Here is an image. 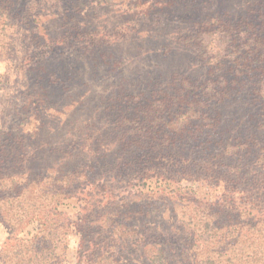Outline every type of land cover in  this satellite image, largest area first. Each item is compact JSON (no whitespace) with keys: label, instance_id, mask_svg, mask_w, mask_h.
<instances>
[{"label":"trees","instance_id":"1","mask_svg":"<svg viewBox=\"0 0 264 264\" xmlns=\"http://www.w3.org/2000/svg\"><path fill=\"white\" fill-rule=\"evenodd\" d=\"M209 1L207 16L198 12L204 0L136 1L127 12L135 29L124 39L134 46L125 53L105 49L111 36L90 39L84 51L93 77L103 66L123 75L101 98L106 139L85 128L82 138L68 133L63 148L51 145L59 130L51 124L65 116L50 89L66 91L76 79L45 70L36 77L15 131H0V222L9 234L0 264H63L59 250L77 231L84 264H129L134 254L144 264L264 261L256 246L264 244V0L235 17L213 16ZM19 2L0 0V53L20 20ZM35 24L44 27L40 15ZM173 51L187 58L182 69L161 66ZM154 179L141 203L122 192ZM183 181L220 188L221 200L168 187ZM71 200L82 214L77 221L61 210ZM33 225L34 233L26 231Z\"/></svg>","mask_w":264,"mask_h":264},{"label":"rangeland","instance_id":"2","mask_svg":"<svg viewBox=\"0 0 264 264\" xmlns=\"http://www.w3.org/2000/svg\"><path fill=\"white\" fill-rule=\"evenodd\" d=\"M136 1L139 0H47L48 5H44L39 0H20L19 3L15 4L13 14L19 15L20 20L16 21V25H18L11 29L5 42V48L0 53V131H15L14 128L23 117L22 108L28 93L35 84L36 77H39L41 72L45 70L49 73H60L62 76L69 72L76 79V81L67 83L66 86L69 89L66 91L50 89V96L54 99L53 105L57 109L63 110L65 116V121L59 122V127L56 123L51 124L54 129L59 128V130L49 137L50 144L57 148H63L65 142H68V133L73 136L74 133L77 136L81 134L82 138V129L85 128H89L87 133L94 132V136L102 135L103 139H106L110 132L109 128L106 130L110 120L107 114L103 112L106 104H103L101 98L109 97L111 92L120 86L123 75L117 73L116 77H113L110 68L103 66L100 67L99 75L96 73L93 77V63L88 62L87 65L86 62V57L91 56V53H86L84 48L92 46L93 41L90 42V39L100 42L101 37L106 40L105 36H111L112 40H116H110L111 46L108 43L104 44L105 49H116L121 46L122 53L132 50L134 45L126 43L124 39L133 33L129 30L130 27L132 30L135 29V27L130 26L127 12ZM254 1L215 0L216 5L214 3L215 10L212 15L219 17L225 15L238 16L243 14L244 9L252 5ZM204 2L206 4L199 6V10L198 7H195V12L207 16L211 14V9L207 4L212 2L209 0H204ZM37 5H39L38 8ZM52 5L54 10L50 8ZM33 9L35 12H31ZM60 13L65 15L66 20L62 19ZM37 14L42 17L44 27H36L35 20L39 17ZM30 15L32 18L25 22L23 17ZM11 23L14 25V22ZM141 34L145 35L144 29H141ZM97 50L92 51L97 55ZM134 52L139 51L135 50ZM142 58V56L137 58L138 60L134 62L133 67L141 65L140 60ZM157 61L158 57L153 58L152 62L149 61L150 65L148 66L152 67ZM187 61V58L178 57L173 51L161 66L182 69L186 66ZM140 68L141 66H139ZM134 69L138 68L134 67ZM133 72L129 74L131 75ZM83 108H86V111L80 110ZM56 161L58 162L59 158ZM156 180L148 182L146 188H144L145 183L138 185L141 182H133L131 187L122 192L130 200L141 203V190L144 191L145 189L144 193H146L148 188L156 187L158 185ZM169 184L170 189L196 192L200 197L199 199L203 198L210 203L221 200L220 196L223 194L222 189L201 182L183 181L180 185L175 182ZM164 207L167 208L168 206L165 205ZM61 210L73 221L82 218L80 209L74 200L66 202ZM35 229L36 225H33L26 228V231L34 233ZM8 238L7 229L0 222V249L9 248L8 245L6 246ZM79 238L80 235L77 231L68 241H65V246L62 244L59 254L63 264H84L77 259ZM229 244L234 246L232 251L236 252L241 249V243L237 240H230ZM256 246L264 255V244L259 242ZM244 248H248V245L244 244ZM246 251L249 254L251 252L248 249ZM134 255L135 262L129 264H144L138 254ZM220 264L237 263L225 262L224 260ZM258 264H264V261Z\"/></svg>","mask_w":264,"mask_h":264}]
</instances>
